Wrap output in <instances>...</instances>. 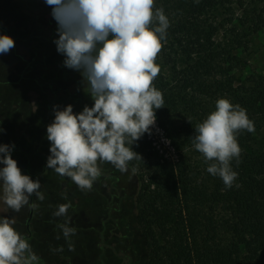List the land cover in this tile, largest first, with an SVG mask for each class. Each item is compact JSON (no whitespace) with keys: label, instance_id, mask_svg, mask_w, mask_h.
I'll return each mask as SVG.
<instances>
[{"label":"trees","instance_id":"trees-1","mask_svg":"<svg viewBox=\"0 0 264 264\" xmlns=\"http://www.w3.org/2000/svg\"><path fill=\"white\" fill-rule=\"evenodd\" d=\"M155 6L170 21L155 61L170 67L153 82L164 98L156 123L174 147L176 160L159 155L146 134L132 145L142 156L128 168L137 180L134 221L146 264H264V145L253 147L254 134L264 132V52L260 68L250 64L251 39L264 36V0H155ZM51 13L45 0H0V31L9 35L12 28L17 33L12 38L23 46L21 52L16 46L11 49L19 66L0 55V84L32 79L52 122L54 106L63 110L69 102L76 107L85 103L79 91L59 82L72 80L76 85L80 72L65 70V57L54 43L58 25ZM54 57L58 60L51 62ZM220 98L244 108L255 126L252 133L237 134L241 156L238 164L231 162L238 173L231 188L207 172L208 164L192 145L196 125L215 110ZM42 158L44 173L48 157ZM108 177L110 173L102 174L90 191L75 185L80 196L103 200L97 220L83 210L68 216L77 232L99 238V264H105L104 250L113 249L104 239L118 234L111 214L116 209L105 204ZM122 257L135 264L129 255Z\"/></svg>","mask_w":264,"mask_h":264},{"label":"clouds","instance_id":"clouds-1","mask_svg":"<svg viewBox=\"0 0 264 264\" xmlns=\"http://www.w3.org/2000/svg\"><path fill=\"white\" fill-rule=\"evenodd\" d=\"M57 22V52L65 67L79 71L94 104L75 114L73 106H54L47 126L50 155L46 166L67 177L82 191H90L102 175L101 164L128 171L142 156L132 145L151 134L156 110L164 98L154 86L160 66L155 63L167 38L169 18L155 0H45ZM15 47L9 35H0V55ZM255 131L246 110L226 98L198 123L192 145L208 164L207 172L231 188L238 173L231 162H240L237 134ZM4 129L0 128V133ZM15 145L0 144V202L12 212L36 209L32 202L45 199L39 179L22 174L12 158ZM135 171V169H133ZM239 186V185H237ZM66 198V197H65ZM70 204H60L54 217H65L58 227L65 240L76 234L69 227ZM16 221L0 217V264H40L28 240L14 227ZM59 239V237H57ZM62 251V248L56 249Z\"/></svg>","mask_w":264,"mask_h":264},{"label":"rangeland","instance_id":"rangeland-1","mask_svg":"<svg viewBox=\"0 0 264 264\" xmlns=\"http://www.w3.org/2000/svg\"><path fill=\"white\" fill-rule=\"evenodd\" d=\"M7 31L11 37H15L17 34L12 28H8ZM0 35H2L1 31ZM251 41L250 64L253 68H260L263 61L264 36L256 34ZM15 46L19 52L22 51L23 46L17 41H15ZM4 55L17 61L18 66L20 65L11 50ZM57 60L54 57L51 62ZM181 65L182 62L179 63V66ZM160 69L163 74H168L170 67L160 66ZM65 70L68 72L69 68L66 67ZM75 76H77L76 73ZM77 79L79 80L76 85L72 80H59L62 86L68 87L71 91H79L84 100L85 104L80 107H76L75 102L67 104L73 106L75 114L82 112L85 106L92 107L94 104L81 73L80 78ZM36 86L32 79L26 77L0 84V95L7 97L0 98V128L4 129L0 133V144L15 145L12 158L17 161L22 174L29 175L33 180L34 174L43 170L42 156L50 155V142L47 140L46 132L47 126L51 123L47 114L49 107H46L45 99H42ZM19 127L20 129H18ZM145 134L150 147L157 150L159 155L170 161L176 160L174 147L156 122L152 127L151 134ZM263 145L264 132L255 133L253 147L260 149ZM100 167L104 176H107L108 173L112 176L108 177L106 181L108 187L104 189V192L108 191L109 194L106 193L105 204L115 207L116 210L111 214L116 216L118 228V234H108L104 239L103 244L113 247V249L104 250V253L107 254L102 257V261L105 264H127L129 260L122 257L127 254L135 264H146L143 241L134 221L136 177L129 168L128 171L122 173L109 163L101 164ZM46 169L44 173L40 172L36 178L41 183L40 191L44 194L45 199L41 202L35 197L32 198V202L36 203L38 207L32 209L30 218L29 208L26 207L16 213L8 209L3 202H0V217L8 216L15 219L14 227L28 240L34 252L44 259L42 264H99L101 257L96 247L99 238L91 233L76 231V234L66 241L58 227L59 224L65 222L66 218L54 217L53 212L60 204L68 203L71 205L68 209V216L83 210L91 219L97 220V214L101 213L104 207L103 200L80 196L71 179L58 175L52 169ZM27 222L28 225H26ZM60 248L62 251H56Z\"/></svg>","mask_w":264,"mask_h":264},{"label":"water","instance_id":"water-1","mask_svg":"<svg viewBox=\"0 0 264 264\" xmlns=\"http://www.w3.org/2000/svg\"><path fill=\"white\" fill-rule=\"evenodd\" d=\"M31 213H32V209H29V218L31 216ZM27 224H28V222H27Z\"/></svg>","mask_w":264,"mask_h":264},{"label":"flooded vegetation","instance_id":"flooded-vegetation-1","mask_svg":"<svg viewBox=\"0 0 264 264\" xmlns=\"http://www.w3.org/2000/svg\"><path fill=\"white\" fill-rule=\"evenodd\" d=\"M34 180H36V178H34ZM26 225H28V224H26Z\"/></svg>","mask_w":264,"mask_h":264}]
</instances>
